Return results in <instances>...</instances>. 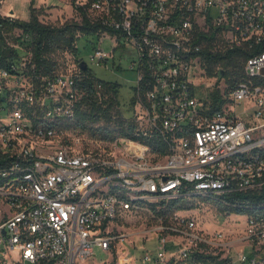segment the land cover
<instances>
[{"label": "built area", "instance_id": "built-area-1", "mask_svg": "<svg viewBox=\"0 0 264 264\" xmlns=\"http://www.w3.org/2000/svg\"><path fill=\"white\" fill-rule=\"evenodd\" d=\"M3 4L0 18L18 19ZM68 4L99 27L78 35L98 38L93 63L110 69L118 47L134 57L128 134L70 133L88 62L77 48L64 71L37 75L28 35L4 33L22 40L8 37L21 53L0 68V264H264V205L230 199L264 188V0ZM109 39L111 51L100 45ZM205 50L247 55L234 83L212 76L226 85L212 89L226 100L219 110L202 95ZM93 88L108 97L101 81ZM196 199L250 207L242 232L205 229Z\"/></svg>", "mask_w": 264, "mask_h": 264}, {"label": "trees", "instance_id": "trees-1", "mask_svg": "<svg viewBox=\"0 0 264 264\" xmlns=\"http://www.w3.org/2000/svg\"><path fill=\"white\" fill-rule=\"evenodd\" d=\"M33 3L34 0L31 4V18L28 21L0 18V68H9L10 61L16 60L21 53L8 45L9 35L4 34L19 28L24 35H28L24 40H22V37H18L17 40H22L21 44H25L26 39H29L28 44L31 46L35 65L34 72L41 76L53 75L60 72L58 71L60 64L56 59L59 53H64V66L65 69L67 68V53L77 50L78 33H96L99 31V27L90 24L86 19H83L82 22H67L59 26L46 24L40 20L39 12L33 7ZM202 56L206 62L207 74L212 77L218 72L221 77H231L230 84L237 81L241 76L247 57L241 51L217 52L212 55L207 50L202 53ZM96 80L98 79L92 71L86 73L85 86L87 92L80 103L74 127L90 130L93 135H96L98 130H102L100 131L102 132V138H112L117 134L127 135L126 120H124V115L121 113L119 106L121 104L119 99L120 85L99 80L109 94L108 97L100 98L96 95L93 88ZM211 97L213 110L221 109L226 102L219 89L214 90ZM132 101L134 103V100ZM128 115L130 116V114ZM101 122L109 124V126L94 129ZM111 125H114L113 128L110 127ZM230 197V199H240L247 205L260 207L264 205V188L254 191L234 192ZM225 208L237 214H244L250 211V207H244L243 209Z\"/></svg>", "mask_w": 264, "mask_h": 264}, {"label": "rangeland", "instance_id": "rangeland-1", "mask_svg": "<svg viewBox=\"0 0 264 264\" xmlns=\"http://www.w3.org/2000/svg\"><path fill=\"white\" fill-rule=\"evenodd\" d=\"M70 0H34L33 7L38 10L40 20L50 25H62L67 22L78 21V14L69 6ZM32 2L28 0H4L3 12L5 14H11L18 19L25 21L31 18V6ZM80 33H78L79 35ZM18 35L12 34L9 37L11 44H20L17 40ZM78 55L82 56L89 64V68L92 70L98 80L107 83H117L120 85V102L121 113L127 115L132 113L131 103L135 95V87L137 83V74L134 70L130 69V64L134 59L133 55L125 47H118L115 51V59L110 62V69L98 66L91 60V55L94 52V47L98 45V38L94 35H85L77 40ZM101 47L107 51L117 47V42L112 39L104 41L100 44ZM129 49V48H127ZM59 62L58 71L62 72L65 70L64 53H59L56 56ZM215 78L206 75L202 78L201 89L202 95H209L212 89L218 86L220 88L226 87L222 82H215ZM246 105H240L237 107V112L244 118H248ZM128 112V114H127ZM109 124L104 122L99 123L94 129L99 127H108ZM114 125L110 127L113 128ZM86 142H91L92 139L102 137V130H98L96 135L92 134L90 130H82L81 128H75L72 126L70 133L82 132ZM194 207L192 208L197 219L201 225L210 232L216 230H225L228 233H234V237L238 233H241L246 223V216L242 214L232 213L226 208L220 206L210 200L196 199L193 202ZM96 256L102 257V252L99 248H96Z\"/></svg>", "mask_w": 264, "mask_h": 264}, {"label": "water", "instance_id": "water-1", "mask_svg": "<svg viewBox=\"0 0 264 264\" xmlns=\"http://www.w3.org/2000/svg\"><path fill=\"white\" fill-rule=\"evenodd\" d=\"M82 68H83L84 70H86V69H87V65L84 63V64L82 65Z\"/></svg>", "mask_w": 264, "mask_h": 264}]
</instances>
